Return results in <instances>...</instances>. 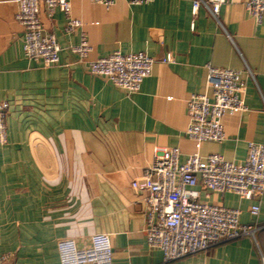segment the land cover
Here are the masks:
<instances>
[{"label":"crops","instance_id":"0c3cea01","mask_svg":"<svg viewBox=\"0 0 264 264\" xmlns=\"http://www.w3.org/2000/svg\"><path fill=\"white\" fill-rule=\"evenodd\" d=\"M247 1L227 0L217 20L204 6L194 15L193 0L109 7L71 0L93 45L91 59L115 50L155 58L141 89L129 94L91 73L71 49L82 30L67 33L59 8L41 12L61 47L59 64L27 57L17 2L0 0V100L10 103L8 143L0 144V257L10 254L3 264H61L59 239L84 246L100 232L111 236L113 264H262L264 194L256 201L201 188L200 201L240 208L241 223L258 228L255 236L165 262L147 241V191L132 186L157 147L179 146L181 161L197 149L187 137V100L205 91L208 63L248 66L254 75L244 73L247 109L227 114L226 138L204 142L201 153L244 162L249 142L264 143V17L257 23Z\"/></svg>","mask_w":264,"mask_h":264},{"label":"built area","instance_id":"2783aa9c","mask_svg":"<svg viewBox=\"0 0 264 264\" xmlns=\"http://www.w3.org/2000/svg\"><path fill=\"white\" fill-rule=\"evenodd\" d=\"M18 5L17 21L24 29L23 49L30 59L41 60L45 66L60 62L61 47L54 33L48 32L42 22L45 7L49 15L59 8L66 17L67 33L81 28V40L72 50L87 62L91 73L103 76L127 93L138 92L142 83L151 75L155 58L145 52L112 53L91 59L93 45L83 29V22L72 12L71 0H15ZM107 7L117 0H93ZM131 4H147L155 0H126ZM227 0H193L192 11L196 15L204 6L215 19ZM246 7L257 23L264 17V0H248ZM169 58H164V61ZM205 91L194 93L187 100L189 124L187 137L197 149L181 161L179 146L157 147L154 159L142 176L132 182L137 189L147 191L143 201L145 232L149 245L163 251L164 261H174L202 252L209 247L236 240L244 236L254 237L257 227L241 223L240 208L199 200L201 188L208 192H234L241 198L258 200L264 194V143L249 142L244 162L226 159L220 153L203 155L200 147L206 141H223L226 138L224 117L247 109L244 100L245 69L217 67L207 64ZM10 103L0 100V144L8 143L7 121ZM259 214L260 205L251 207ZM61 264H113V245L108 233L92 235L87 245L79 246L74 238H61L57 242ZM10 254L0 257L3 264ZM264 264V256L262 257Z\"/></svg>","mask_w":264,"mask_h":264}]
</instances>
